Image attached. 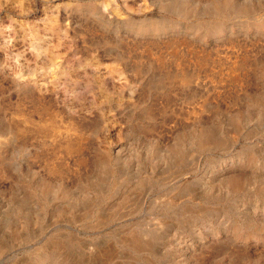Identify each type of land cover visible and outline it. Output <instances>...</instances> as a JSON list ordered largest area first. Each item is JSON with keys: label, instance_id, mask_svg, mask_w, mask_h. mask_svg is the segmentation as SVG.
<instances>
[{"label": "rangeland", "instance_id": "obj_1", "mask_svg": "<svg viewBox=\"0 0 264 264\" xmlns=\"http://www.w3.org/2000/svg\"><path fill=\"white\" fill-rule=\"evenodd\" d=\"M0 264H264V0H0Z\"/></svg>", "mask_w": 264, "mask_h": 264}]
</instances>
